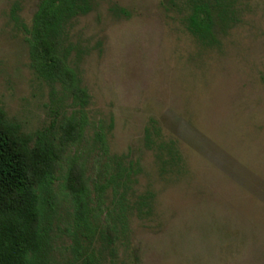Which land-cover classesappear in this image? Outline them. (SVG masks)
I'll return each instance as SVG.
<instances>
[{"label": "rangeland", "instance_id": "obj_1", "mask_svg": "<svg viewBox=\"0 0 264 264\" xmlns=\"http://www.w3.org/2000/svg\"><path fill=\"white\" fill-rule=\"evenodd\" d=\"M40 2L0 0V106L30 142L80 111L29 65ZM74 2L61 46L88 92L75 152L89 168L101 122L122 170L104 195L117 237L101 219L64 231L63 198L41 264H264V0ZM196 3L212 10V41L190 29Z\"/></svg>", "mask_w": 264, "mask_h": 264}, {"label": "trees", "instance_id": "obj_2", "mask_svg": "<svg viewBox=\"0 0 264 264\" xmlns=\"http://www.w3.org/2000/svg\"><path fill=\"white\" fill-rule=\"evenodd\" d=\"M79 10L74 0H41L26 41L33 71L45 80L59 82L80 111L64 114L56 126L52 122L56 129L52 140L41 132L30 142L0 106V264L44 261L50 219L63 198L71 205V223L64 225V231H88L92 222L101 219L106 241L113 244L117 237L104 195L108 189L115 192L122 170L111 165L101 122L94 128L97 150L89 168L75 152L88 125L83 111L88 92L67 63L68 52L62 48L61 38L65 22ZM214 24L210 6L196 3L189 16L190 29L201 39L212 41ZM57 180H61L59 192L53 188Z\"/></svg>", "mask_w": 264, "mask_h": 264}]
</instances>
